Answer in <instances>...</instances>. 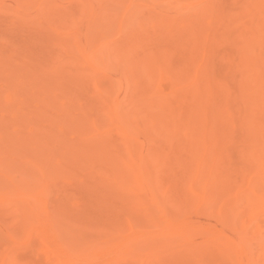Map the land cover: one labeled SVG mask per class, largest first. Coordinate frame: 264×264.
I'll return each mask as SVG.
<instances>
[{
	"label": "rangeland",
	"instance_id": "rangeland-1",
	"mask_svg": "<svg viewBox=\"0 0 264 264\" xmlns=\"http://www.w3.org/2000/svg\"><path fill=\"white\" fill-rule=\"evenodd\" d=\"M72 237L264 264V0H0V264Z\"/></svg>",
	"mask_w": 264,
	"mask_h": 264
},
{
	"label": "bare ground",
	"instance_id": "bare-ground-1",
	"mask_svg": "<svg viewBox=\"0 0 264 264\" xmlns=\"http://www.w3.org/2000/svg\"><path fill=\"white\" fill-rule=\"evenodd\" d=\"M119 178H121V177H119ZM112 183L114 185L119 186V187L122 186L121 185L122 183H120V181H118L116 179H113ZM36 209L40 210L39 208H36ZM41 214L44 215L43 212H39V211H37V213H35V215H41ZM33 228H34V230L38 231L42 235V238L48 239L54 235L53 233H51L49 231V229L42 228L39 224H36L34 226H26L25 227V229H27V231L30 229H33ZM180 230H182V229H180ZM181 234L182 233L177 234L175 237L177 239H179L178 237H180ZM74 239L72 237L71 239H67L64 241L61 240L62 244L55 243L53 241V243L50 244L51 248L49 250V254H51L56 259H58V261L60 262L59 264H79V254H80V257H82L83 259H85V258L86 259H92V258H95L96 256H97L96 258H98L100 256L109 254V252L112 251L113 249H115L116 247H120V248L124 247L125 249L127 248V251L129 250V252H131L132 247L134 245L133 243L132 244L130 243L131 245L126 246L127 242L123 238H121V237L111 238L110 237V238H108V240H106L102 244H100L97 241L90 242V243L86 244L85 248L87 250V253L81 254V253H79V251H81L80 250L81 248H79V241H77L76 238H74ZM216 242L217 243H215L212 246L210 245L207 248L211 252V255H214V253H215V255L217 257H219V256L229 257L230 252L227 249L226 242H224L223 240H218ZM144 249L148 250L143 255V261L144 262H148L150 264H163V263L167 264V263H169V261H167V260L160 259L162 252L159 251L160 247L158 245L147 244V246H145ZM181 255L182 256L185 255L188 258L196 260L198 262H205L206 263L207 257H205L202 253H200V249H198L191 242L185 244V247L183 248V252ZM111 263L112 262H109L108 264H111Z\"/></svg>",
	"mask_w": 264,
	"mask_h": 264
}]
</instances>
